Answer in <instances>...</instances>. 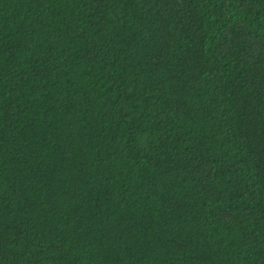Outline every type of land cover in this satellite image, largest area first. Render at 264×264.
Listing matches in <instances>:
<instances>
[{
	"label": "trees",
	"instance_id": "obj_1",
	"mask_svg": "<svg viewBox=\"0 0 264 264\" xmlns=\"http://www.w3.org/2000/svg\"><path fill=\"white\" fill-rule=\"evenodd\" d=\"M0 264H264V0H0Z\"/></svg>",
	"mask_w": 264,
	"mask_h": 264
}]
</instances>
